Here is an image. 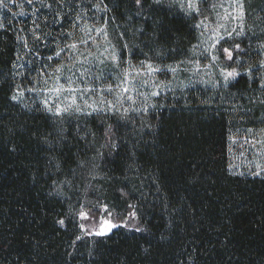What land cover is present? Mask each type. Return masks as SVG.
Masks as SVG:
<instances>
[{
  "label": "trees",
  "instance_id": "trees-1",
  "mask_svg": "<svg viewBox=\"0 0 264 264\" xmlns=\"http://www.w3.org/2000/svg\"><path fill=\"white\" fill-rule=\"evenodd\" d=\"M96 2L76 0L73 10L53 1L52 15L44 11L34 19L44 32L69 30L75 39L70 26L82 8L78 25L106 24L119 34L123 56L125 35L134 57L167 62L180 60L196 41L192 18L153 0H144L142 11L134 0H103V11L91 7ZM57 12L65 18L54 24ZM245 21L247 33L238 43L240 59L249 62L256 56L246 54L247 45L264 42V0L245 1ZM23 22L7 17L0 29V264H192V258L195 264H264V172L229 170L232 131L264 127L260 81L242 73L225 86L159 95L134 125L108 114L61 121L36 101L11 99L31 81L17 36L33 47L35 63V52L47 63L60 43L51 36L46 46L32 40ZM77 123L96 133L94 145L92 137L79 138ZM107 124L114 126L115 148L101 147ZM65 182L74 191L90 190L85 211L97 217L107 205L121 225L103 235L80 234L70 201L56 192ZM129 205L137 213L133 221L125 220Z\"/></svg>",
  "mask_w": 264,
  "mask_h": 264
},
{
  "label": "rangeland",
  "instance_id": "rangeland-1",
  "mask_svg": "<svg viewBox=\"0 0 264 264\" xmlns=\"http://www.w3.org/2000/svg\"><path fill=\"white\" fill-rule=\"evenodd\" d=\"M53 1L54 0H44V3H51L52 8L49 9L47 7H41L39 3H34L33 5H29L27 3V0H15V3H11L10 0H4V3L8 5V9L3 8L0 6V23H3V21L8 18L18 17L21 20H23V26H27L26 28L32 29L33 28V21L35 20L37 16H40L44 11H46L48 14L52 15L53 11ZM245 1L244 0V12H245ZM162 5L174 9L175 11L185 15L181 11H179L177 8L170 6L169 0H161ZM212 4H223V7H217L215 10H213L210 5ZM66 7H68V3H65ZM230 5V0H207V3L202 5V11L205 16H210V18L215 19L218 23L225 24L229 30L236 29V31L241 32L240 36H233L232 40L228 43L224 44L225 47H230L232 43H238L240 40L245 38L247 33V27H246V21H245V14L243 18L239 21L227 19L222 20L220 17H223L226 12H233L232 7ZM59 7V6H58ZM33 8H39V12L36 13V15H33ZM23 11L25 15H19V13ZM12 13H17V15H12ZM217 13L219 16H217ZM234 14V13H233ZM186 16V15H185ZM33 18L32 20L26 22V19ZM194 20V23L196 22L195 18H192ZM264 22V21H263ZM22 24V23H21ZM85 24H80L78 27L74 30V32L77 31L79 38L83 35L81 32V29L83 28ZM96 27H103L107 29V39L105 36L101 33H97L96 31H93L91 34L95 38L96 43L90 42L89 45L84 46L81 45L79 48V51L84 53L85 56H87V59H85V56L76 55V59L79 61V63L76 64V67L73 68V71H76L77 69L83 70V69H89V74L83 79V80H76L75 86L78 88H83L85 85L89 86H96L97 89L103 85L107 84H117L119 83L118 77L121 75V73L125 69H129V61L131 65H135V68L130 69V75L136 77L134 80H131L130 83L135 85V88L131 90L129 93H125V97L128 95L132 96V100L123 99L122 106L118 105V107L121 108L120 113H114L109 111H97L93 112L92 108L86 107L84 104V101L86 100L88 104H93L94 102L99 103V101L102 99V97L98 94L88 93L85 96L81 97L79 95V92L77 95V103L81 107H85V112L76 114L72 116L71 118H74L80 122H83L84 118H88L92 115H115L119 117V115L123 114V109L127 108L129 109L126 118L123 120H126V123H132L133 125L138 121V119L142 116V114L147 113L150 109L154 108V98L158 97L159 95H169L173 94L177 90L186 89L192 86H203V87H218V86H225L230 81H233L235 78L230 79V81L225 84L223 81V77L221 76V69H227L231 70V68H236L240 74H248L247 71H245L249 65H257L259 66L260 61H264V48L261 47V45H264V42L261 43H251L248 46L246 54L249 56H256L255 60H251L249 62L243 61L239 59L236 63H234L233 67L227 66L225 63L227 62L224 57H220L217 61H211L210 59H204L203 57H194L191 54V49L193 45H199V50H202L205 47H208L211 45L212 40L209 39V37L212 35L211 31H204V35L201 36L202 29L196 28L197 31V37L196 41L190 45L186 49V51L183 53V57L180 60L173 61V62H167L162 57L159 56H152L149 54H143L140 57H134L133 53L131 51V48L128 45L127 37L123 36V42L122 45H127V51L125 55L121 53V50L117 47L119 44L115 39L119 34L117 32H113L107 27L106 24L100 23V24H93ZM91 26V25H89ZM72 27V25L70 26ZM212 27H215L213 25ZM69 31V30H68ZM79 31V32H78ZM223 30H221L222 32ZM31 32V31H30ZM39 34V33H37ZM118 34V35H117ZM31 38L33 39V34L31 32ZM53 36L50 37L52 40ZM75 39L77 38V35L74 36ZM49 39V37H47ZM47 39H43L42 44L46 46L48 42H46ZM65 42L71 43L72 37ZM74 40V39H73ZM108 40L111 41V45L116 46L117 53H121V59L124 61L120 65L119 68H116L113 66V63L106 59V57L109 55V53L112 51L111 45L108 43ZM35 41V40H34ZM203 41V43H201ZM39 43V42H38ZM41 44V42H40ZM42 45V46H43ZM29 48H33L30 47ZM107 49V51H106ZM142 52H144L142 50ZM90 53V55H89ZM32 52L29 51V49L23 48V51H21V63L22 66L24 63H28L27 60L32 61ZM35 56V55H33ZM199 60V63H196V60ZM148 60L154 64V66H164V65H171L176 68L175 73L170 72L168 69H165L162 72H157L155 74H149L147 72H142L140 75H137V69L140 67V62ZM154 60V61H153ZM53 61V60H52ZM49 61L46 63L45 59H37L36 63L33 64V66L28 63V69L35 68L36 71H30L27 76L31 82H34L37 78V73L39 72L40 68L44 64L50 65L46 69V72L48 74H53L54 69L57 67L58 63H63L67 65L68 68L72 67L71 60L69 59V54L67 52L63 53L59 58L56 59V61L53 62ZM103 61V62H101ZM183 62V63H182ZM242 63V64H241ZM251 63V64H250ZM245 64V65H244ZM81 65L83 67H81ZM101 72L103 75H101ZM54 75H60L59 73H55ZM64 75H68L67 68L64 69ZM239 76V75H238ZM264 76V68H261L259 72L255 73L252 78H257L261 83V77ZM54 79V76H53ZM64 77L61 76V81L63 82ZM75 80V78H74ZM143 80H147L148 83L145 85L142 83ZM208 81H211L209 83ZM219 81V83H216ZM30 82V81H29ZM157 84L162 85L161 87H156ZM215 85V86H213ZM52 81L50 80L48 83V87H52ZM21 91H23V96L17 100L19 102L28 103L31 101H36L38 104H40L42 107L43 100L45 97H49V103L53 105H61V101H63V104H69L71 103V95L65 91L64 94L60 97H57L55 93H52L51 95L47 91H42V85H36V91H28L27 89L33 87V83L20 85L19 86ZM16 92V90H15ZM120 89H116L112 93L105 92L103 94L104 98L108 101H115L117 96L119 95ZM152 92H159L158 96L151 95ZM67 98V99H66ZM63 106V105H61ZM103 107V105H100ZM51 115H54L51 112H48ZM88 113H91V115H88ZM131 124V125H132ZM248 129H252V132H248ZM264 129V127L261 128H238L234 131H232L230 139H229V170L233 173H241V174H248L253 175L252 173L256 172L257 165H261V167H264V132L261 130ZM233 140L236 141V143H233ZM251 141V143H244V141ZM256 141H262V143H256ZM93 171V170H92ZM263 172H261L262 174ZM95 175V174H93ZM88 176V175H87ZM99 187V186H98ZM97 187V188H98ZM94 188V187H93ZM92 192L95 190H91ZM56 192L59 194H62L66 197L67 200L70 201L71 204V212L73 213V216H75L80 223V231L82 235H97L96 232L104 231L106 234L121 225L120 221H116L113 217V214L109 211H105L103 209L102 211L97 214V217L89 213L88 211H85L84 208L86 207L83 205V202L92 194H90L89 191H81L80 189H76L75 191L71 189L70 184L62 183L60 185L56 186ZM89 192V193H88ZM97 192V190H96ZM71 194H74V197L71 198ZM82 204V205H81ZM84 206V207H83ZM78 211V212H77ZM81 212H85L88 214V219H83L80 216ZM126 221H130V218L128 217L125 219ZM105 221L110 222L113 225H116V227H111L110 229L108 226L104 223ZM133 221V219H132ZM132 223V222H131ZM83 225V227H81ZM92 232L93 234H89V232Z\"/></svg>",
  "mask_w": 264,
  "mask_h": 264
},
{
  "label": "snow or ice",
  "instance_id": "snow-or-ice-1",
  "mask_svg": "<svg viewBox=\"0 0 264 264\" xmlns=\"http://www.w3.org/2000/svg\"><path fill=\"white\" fill-rule=\"evenodd\" d=\"M11 3H15V0H10ZM54 2L61 8H63L65 3L69 4V7L75 10V7L78 5L76 4V0H54ZM27 3L29 5H33L34 3H39L41 7H47L49 9L52 8L51 3H44V0H27ZM135 5L143 10V4L144 0H134ZM153 3L159 4L161 3V0H153ZM170 6L177 8L179 11L184 13L188 18H195L196 22L193 24L194 28L202 29L201 36L204 35V31H211L212 35L209 37L210 40H212V43L210 46L203 48L202 50H199V45H193L191 49V54L194 57H203L204 59H210L211 61H217L220 59L221 56L224 57V59L229 63H236L239 61L241 54L243 53V50L241 49L240 43H232L230 47L223 46L224 44L228 43L232 40L233 36H240L241 32L236 31V29L229 30L225 24L218 23L215 19L210 18V16H205L202 11V5L207 3V0H169ZM0 6H2L5 9H8V5L4 3V0H0ZM223 7V4L217 5L212 4L210 7L215 10L217 7ZM230 7H232L233 12H226L223 17H220L222 20L232 19V20H241L245 14L244 12V0H230ZM92 8H95L97 11H103L106 8V5H103V0H97L95 4L91 5ZM39 12V8H33V15H36V13ZM234 13V14H233ZM12 15H17V13H12ZM19 15H25L23 11L19 13ZM86 13L81 10L79 12H76L74 21L72 23V29L75 30L78 27V22L81 21ZM217 16L219 14L217 13ZM65 17L61 15L60 12H57L56 18L53 19V23H60ZM44 21L48 20V17L43 18ZM107 23V21H105ZM215 25V27H212ZM6 28V25L3 23H0V29ZM61 28H63V25L61 24ZM221 30H223L221 32ZM18 31L23 32L24 29L21 28ZM29 31L33 34V39L37 42H40L42 39H47L49 36H53L52 32H44L43 28L41 27V24L37 21H33V28L29 29ZM96 31L97 33H101L105 36L107 39V29L103 27H96L95 25H87L85 24L83 28L81 29V32L83 35L78 38L72 40L71 43L65 42L69 38L73 36V31L64 30L57 35L53 36V41L59 40L60 43H55L54 46H52V54L47 57L48 61H52L54 58H59L63 53L67 52L69 54V59L71 60L72 67L68 68L67 65L63 63H58L57 67L54 69L53 74H48L46 72V69L50 67L48 64H44L41 66L39 72L37 73V78L33 83V87L27 89L28 91H36V85H42V91H47L50 95L52 93H55L57 97H60L64 94L65 91H67L72 99L71 103L69 104H63V101H61V105H53L49 103V97H45L43 100V105L46 111L53 113L56 117L60 118L61 121L65 117L71 118L72 116L80 113L85 112V107H81L77 103V93L79 92V95L81 97L85 96L88 93L98 94L102 97V99L99 101V103L94 102L93 104H88L87 101H84V104L86 107L92 108L93 112L97 111H109L114 113H120L121 108L118 107V105L122 106L123 99L132 100V96L128 95L125 97V93H129L131 90L135 88L134 84H131L130 81L134 80L136 77L130 75V69L135 68V65H131L130 61L129 63V69H125L121 75L118 77L119 83L113 85V84H107L99 87L97 89L96 86H89L85 85L83 88H78L75 86L76 80H83L88 74L89 69H77L76 71H73L72 69L76 67V64L79 63V61L75 58L76 55L85 56L84 53L79 51V48L81 45L87 46L90 42L96 43L95 38L92 36V32ZM39 33V34H37ZM121 36H123V33H121ZM18 40L24 41V48H29V45L27 43V39L21 36H17ZM108 43L111 45V41L108 40ZM203 43V41H201ZM112 51L109 53V55L106 57V59L110 60L113 63V66L116 68H119L124 61L121 59V53H117L116 46L111 45ZM127 45H122V48H126ZM262 48H264V45H261ZM107 51V49H106ZM34 55L37 59H43L41 56V53L39 51L35 52ZM90 55V53H89ZM19 59V57H18ZM85 59H87V56H85ZM103 62V61H101ZM28 63L34 64L35 61H29ZM183 63V62H182ZM196 63H199V60H196ZM81 67H83L81 65ZM67 68L68 75H64V69ZM261 68H264V61L259 62V66L257 65H249V67L245 70L249 73L250 78L254 76L255 73L259 72ZM165 69H168L170 72L175 73L176 68L171 65H164V66H154V64L148 60L141 61L140 67L137 69V75H140L142 72H147L149 74H155L157 72H162ZM30 71H36L35 68L31 69ZM55 73H59L60 75H54ZM101 75L103 73L101 72ZM240 75L238 70L236 68H231V70L227 69H221V76L223 77V81L225 84H227L230 79L237 77ZM54 76V79H53ZM61 76L64 77L63 82L61 81ZM75 78V80H74ZM52 81V87H48L49 81ZM211 83V81H208ZM143 84H147V80L142 81ZM216 83H219L217 81ZM162 85L157 84L156 87H161ZM215 86V85H213ZM260 87L264 89V76L261 77V83ZM116 89H120L119 95L115 99V101H108L106 98H104L103 94L105 92L112 93ZM151 95L158 96L159 92H152ZM23 96V91H21L20 87L18 86L16 89V92L11 96V99L14 101L19 100ZM67 99V98H66ZM100 105H103L101 107ZM129 109L125 108L123 109V114L119 115V119H125L126 115L128 113ZM88 115H91V113H88ZM264 132V129L261 130ZM65 130L61 128L58 132V138L59 139H66L64 135ZM77 135L80 139L86 140L88 137H92L91 143L95 144V137L96 133L93 132L91 129H89L87 126L81 127L79 123H77L76 127ZM83 133V135H80V133ZM248 132H252V129H248ZM105 137V143L101 145V147L104 148H115L117 147V140L115 138V132H114V126L111 124H107L105 127L104 132ZM233 143L235 144L236 141L233 140ZM244 143H251V141L245 140ZM256 143H262V141H256ZM97 155L102 156L103 153H97ZM80 166L87 167L88 161H79L78 162ZM95 166L93 165V168ZM229 167H232L231 165ZM257 171L252 173L253 175H260L261 172H264V167H261V165H257ZM91 174V172H90ZM66 183V182H65ZM130 208H133V211L129 213V218L135 219L137 216V213L134 210V206L129 205ZM105 211H107V205L104 206ZM81 218L88 219V214L85 212L80 213ZM59 223L63 224L64 222L61 220ZM108 228L116 227V225L111 224L108 221L104 222ZM83 227V225H81ZM135 231H142L140 227H136ZM89 234H93L91 231ZM97 235H103L106 234L104 231L96 232ZM77 239H80V237H77ZM231 257H229V260ZM192 264H195L194 258H192ZM224 264H228V261H225Z\"/></svg>",
  "mask_w": 264,
  "mask_h": 264
}]
</instances>
